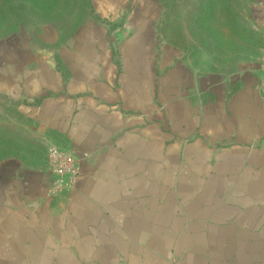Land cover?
Segmentation results:
<instances>
[{
    "label": "crops",
    "instance_id": "crops-1",
    "mask_svg": "<svg viewBox=\"0 0 264 264\" xmlns=\"http://www.w3.org/2000/svg\"><path fill=\"white\" fill-rule=\"evenodd\" d=\"M99 1L0 78V264H264V0L218 51L162 33L159 6ZM52 146L78 161L67 194Z\"/></svg>",
    "mask_w": 264,
    "mask_h": 264
},
{
    "label": "rangeland",
    "instance_id": "rangeland-1",
    "mask_svg": "<svg viewBox=\"0 0 264 264\" xmlns=\"http://www.w3.org/2000/svg\"><path fill=\"white\" fill-rule=\"evenodd\" d=\"M97 3L102 2L0 0V78L6 77L8 66L20 68L17 65L41 49L58 50L87 21L99 22L94 14ZM132 4L159 6L162 33L190 49H228L233 37L250 36L248 0H133Z\"/></svg>",
    "mask_w": 264,
    "mask_h": 264
},
{
    "label": "built area",
    "instance_id": "built-area-1",
    "mask_svg": "<svg viewBox=\"0 0 264 264\" xmlns=\"http://www.w3.org/2000/svg\"><path fill=\"white\" fill-rule=\"evenodd\" d=\"M260 72L264 76V52L260 61ZM46 167L53 178L50 193L63 195L71 192L80 174L77 158L66 148L52 146L46 154ZM174 264H182L175 261Z\"/></svg>",
    "mask_w": 264,
    "mask_h": 264
}]
</instances>
